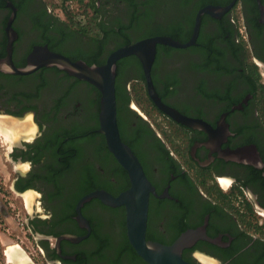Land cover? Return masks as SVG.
Here are the masks:
<instances>
[{
	"label": "flooded vegetation",
	"instance_id": "af4514ba",
	"mask_svg": "<svg viewBox=\"0 0 264 264\" xmlns=\"http://www.w3.org/2000/svg\"><path fill=\"white\" fill-rule=\"evenodd\" d=\"M62 7L0 0V212L27 213V232L0 240V264H10L9 246L11 264H146L123 206L92 198L77 210L91 193L129 187L99 132V91L55 67L20 75L11 66L26 67L37 47L104 64L154 37L187 45L157 44L150 77L188 124L156 107L138 58L116 62L119 135L153 188L145 238L169 245L203 230L182 251L188 263L264 264V0H88L84 25ZM134 83L146 92L144 115Z\"/></svg>",
	"mask_w": 264,
	"mask_h": 264
},
{
	"label": "water",
	"instance_id": "95a60500",
	"mask_svg": "<svg viewBox=\"0 0 264 264\" xmlns=\"http://www.w3.org/2000/svg\"><path fill=\"white\" fill-rule=\"evenodd\" d=\"M199 27L196 20L192 42ZM157 44H167L176 48L185 47L169 38L154 37L125 46L113 52L102 65H87L82 61H71L67 57L49 51L46 47L35 48L27 57V66L16 69L15 74L26 75L38 68L55 67L70 77L94 86L100 93L98 125L103 134L108 151L116 162L126 171L129 187L116 197L105 192L91 193L79 202V207L92 198H97L110 207L123 206L126 217V231L132 248L146 264H190L182 257V251L204 238L203 230H191L181 234L172 244L164 245L147 241L145 238L149 194L153 188L147 180L142 166L132 150L122 142L116 119L115 78L116 62L124 57L135 56L142 65L147 94L156 107L178 122L188 124L176 112L165 106L158 98L150 77Z\"/></svg>",
	"mask_w": 264,
	"mask_h": 264
},
{
	"label": "rangeland",
	"instance_id": "374dc122",
	"mask_svg": "<svg viewBox=\"0 0 264 264\" xmlns=\"http://www.w3.org/2000/svg\"><path fill=\"white\" fill-rule=\"evenodd\" d=\"M133 87L138 89L140 86L137 83L136 84L134 83ZM133 90H132V105L140 113H142L144 115L146 113L147 108L143 102L144 98L141 95L142 93L140 92V95L138 96L141 99L139 101H137L135 98V95L133 93ZM151 120L156 122V121H159V118L157 116H155L154 114H152ZM8 195L10 196V199L8 201L11 202L12 204L15 205V202L19 201V199H17V197L12 195L11 193ZM6 210H7V215H2L0 212V240H2V241H4L7 237H10L11 235L21 234V233L27 232L25 226L23 225V221L25 220V218L27 216L26 211H24V209H22L21 207L18 209L17 208H15V209L14 208H8ZM27 212H30V209L27 210ZM9 247H12V246H9ZM8 258H7V261L9 260L8 262L11 264V261ZM19 258H20V256H19ZM3 264H4V262H3Z\"/></svg>",
	"mask_w": 264,
	"mask_h": 264
},
{
	"label": "built area",
	"instance_id": "2783aa9c",
	"mask_svg": "<svg viewBox=\"0 0 264 264\" xmlns=\"http://www.w3.org/2000/svg\"><path fill=\"white\" fill-rule=\"evenodd\" d=\"M88 0H63L62 10L71 12L73 19L79 25H84L86 22V16L84 9Z\"/></svg>",
	"mask_w": 264,
	"mask_h": 264
},
{
	"label": "trees",
	"instance_id": "16d2710c",
	"mask_svg": "<svg viewBox=\"0 0 264 264\" xmlns=\"http://www.w3.org/2000/svg\"><path fill=\"white\" fill-rule=\"evenodd\" d=\"M71 61H75L74 59H70ZM135 59H134V57L132 58V61H134ZM87 65H89V66H91V65H102L103 64V62L102 63H99V62H96V61H86L85 62ZM58 70V69H57ZM59 71V70H58ZM140 87L137 89V88H133L132 90H133V93H134V95H135V98H136V100L137 101H139L141 98H139L138 96L140 95V92L142 93L141 95L143 96V98H144V100L145 99H147L146 98V92H145V90H144V88H142V86L139 84V83H137ZM115 85H116V78H115ZM119 97H120V95H119V93H118V91H116L115 90V101H117V99H119ZM117 124H118V122H117ZM122 140V139H121ZM122 142L123 143H125L123 140H122ZM126 144V143H125ZM127 145V144H126ZM129 146V148L132 150V145L131 144H128Z\"/></svg>",
	"mask_w": 264,
	"mask_h": 264
},
{
	"label": "crops",
	"instance_id": "0c3cea01",
	"mask_svg": "<svg viewBox=\"0 0 264 264\" xmlns=\"http://www.w3.org/2000/svg\"><path fill=\"white\" fill-rule=\"evenodd\" d=\"M9 249H15L14 247H8V248H6V257L8 258V254H7V252L9 251ZM9 259V258H8ZM9 261V260H8ZM11 262H12V260H10Z\"/></svg>",
	"mask_w": 264,
	"mask_h": 264
}]
</instances>
